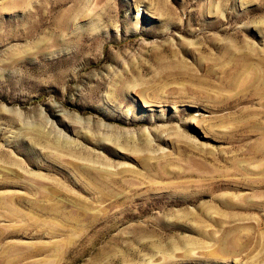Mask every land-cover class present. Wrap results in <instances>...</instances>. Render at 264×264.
Returning <instances> with one entry per match:
<instances>
[{"label": "rangeland", "instance_id": "obj_1", "mask_svg": "<svg viewBox=\"0 0 264 264\" xmlns=\"http://www.w3.org/2000/svg\"><path fill=\"white\" fill-rule=\"evenodd\" d=\"M0 264H264V0H0Z\"/></svg>", "mask_w": 264, "mask_h": 264}]
</instances>
